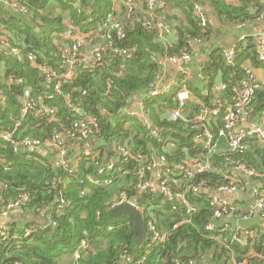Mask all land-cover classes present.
Instances as JSON below:
<instances>
[{
    "label": "trees",
    "instance_id": "16d2710c",
    "mask_svg": "<svg viewBox=\"0 0 264 264\" xmlns=\"http://www.w3.org/2000/svg\"><path fill=\"white\" fill-rule=\"evenodd\" d=\"M11 3L14 0H6ZM30 10L29 15L20 14L9 5L0 4V35L7 31L9 41L20 49L23 61L8 54L9 49L0 47V89L5 101H0V126H13L14 118L20 112L19 98L23 89H32L34 109L24 121L22 128L15 135V139L27 136L40 141L49 140L55 132L63 133L69 129L74 120L67 102L62 96L53 100L45 98V93H53V87H46L40 71L32 66L29 57L37 58V64L49 61L58 74H66L63 67V54L53 43V37L65 30L64 19L75 21L81 27H86V20L92 17L95 23L107 19L112 12V0H81L82 11L72 8L62 0H18ZM170 9L181 8L187 19L186 24L176 27L177 41L164 45L160 41L159 31L145 29L141 24V16L145 11V0H133L142 7L140 17L129 16L125 5L121 6L122 33L112 32L114 45L130 50L128 58L117 57L111 50L102 53V62L94 70L79 69L78 75L72 80H66L62 85V93L72 101L81 100L84 111L96 119L94 123L96 134L95 152L101 155L96 163L92 157L84 158L79 164L74 177L68 178L67 170L56 166L55 154L43 155L38 152H14L10 144L0 139V185L3 186L1 198L4 203L15 199L21 194L30 198L26 210V222L12 223L6 226L9 230L0 228V264H74L67 262L81 246L83 241L88 248L83 252L78 264H120L121 255L127 251L130 255L139 254L143 248L137 246L138 231L129 216H114L109 210V204L123 192L129 199H135L141 205L155 202L156 210L148 213L158 222L167 237L162 244L160 253H154L147 264L156 262V255L165 260L163 264H172L173 260H193L195 264H264V228L257 226L248 229V245L243 248L233 241L241 234L236 230L232 220H214L213 209L208 205V195H193L187 191L189 187L205 181L211 190L227 183V180L217 171H209L187 182L183 178H176L185 184L183 189L186 197L194 202L198 210L188 213L179 201H169L161 194L156 197L148 191L139 192L136 185L140 180L137 172L141 165H148L146 158H153L154 154H164L159 143L150 138L148 128L137 118L127 114L131 103L140 94H147L156 76L163 70L159 65L160 58L170 56L194 55L189 41L197 40L204 44L207 51V61L203 64V73L210 94L203 96L201 90H193L206 106L213 107L212 89L218 79L223 80L224 89L218 96L224 102H232L235 97V86L247 82L253 86L249 106L257 116L264 113V85L252 80L248 73L247 64L264 69V63L259 61L258 44L254 37L244 41L240 38L233 44L238 50L235 65H227L223 59L224 53L232 48H218L213 43L215 33L225 26L229 32L235 27L260 20L264 12V0H239V5L229 4L226 0H198L206 4L209 9V24L202 28L193 15V4L187 0H167ZM173 7V8H172ZM60 9L61 12H57ZM167 11H158L163 21L170 19ZM39 28L40 31H37ZM113 45V46H114ZM5 65V69L2 67ZM12 78L23 79L25 86L12 83ZM182 78V76H180ZM12 83V84H11ZM111 83V87L108 84ZM83 91L87 95L82 96ZM42 102V103H41ZM172 94L159 98H145L143 105L150 113L151 120L156 127L171 131L176 136V146L169 154L172 162L180 163L185 159H196L202 153L195 140L201 136L200 131L192 130L189 124L178 121L170 122L165 118L167 109L175 107ZM192 111H197L199 105L189 104ZM56 109V121L50 123L46 112L41 107ZM39 110H42L40 113ZM222 114L210 124V129L218 140V151L212 154V160L218 167H224L226 159L243 162L247 168L257 171L259 176L252 179V183L261 186L264 194V144L256 138L244 139L232 148L235 143L232 134L220 136L226 121ZM13 117V118H12ZM129 121V124L126 122ZM122 140L129 144L133 153H142L145 160L142 164L130 161L125 164L124 177L113 176L115 183L111 188L95 187L90 193H84L86 187L81 181L87 177H101L99 171L106 167L108 161L114 157L110 149L115 141ZM54 155V156H53ZM71 160H74L72 158ZM121 166V165H119ZM150 173L147 174L149 176ZM107 175L104 176L106 178ZM174 190L177 187L174 186ZM178 192V191H177ZM64 198L68 205L62 210L57 200ZM244 207L249 202L239 201ZM61 209V210H60ZM248 209H237L235 215L254 216ZM256 215V214H255ZM264 219V212L257 214ZM50 217L57 226H47ZM36 218H42L39 222ZM217 224L225 229L223 233L208 232L209 223ZM42 223V224H40ZM36 226L35 231L26 236L24 226ZM175 226L178 228L175 229ZM16 234L18 237L15 238Z\"/></svg>",
    "mask_w": 264,
    "mask_h": 264
},
{
    "label": "built area",
    "instance_id": "2783aa9c",
    "mask_svg": "<svg viewBox=\"0 0 264 264\" xmlns=\"http://www.w3.org/2000/svg\"><path fill=\"white\" fill-rule=\"evenodd\" d=\"M68 3L72 8H76L78 11H82L81 0H62ZM193 4L192 10L193 15L200 23L202 28H206L209 24V17L207 15L205 7L198 0H187ZM4 5H9L13 10L20 14L29 15L30 10L21 4L18 0H14L8 3L6 0H0ZM113 9L108 14L107 19L95 23L92 17L86 20V27H81L75 21L71 19L66 30L56 34L53 37V43L59 47L63 54V67L67 69L66 74H58L49 61L44 60L43 63L37 64V58L29 57L32 62V66L40 71L41 78H43L46 87H53V93H45V98L53 100L56 96H62L67 102V108L69 112L77 117L72 123V127L63 130V133L55 132L53 136L47 141H40L33 139L30 136L15 139L16 133L22 128L24 121L27 119L30 112L33 111L35 102L33 103L32 89L24 88L23 93L19 98L20 101V112L18 116L14 118L15 124L11 127L0 126V139L11 145L14 152H38L43 155L55 154L54 158L56 166L62 167L67 170L68 178L74 177L79 171H76L79 164L84 158L92 157L94 163L97 162L100 151H93L96 143L97 129H95L94 123L96 119L91 117L84 111V105L82 101H72L69 96H64L62 93V85L66 80H72L75 78L79 69L94 70L96 66H99L102 62V53L111 50L117 57L128 58L130 50L120 48L114 45L112 32L118 31L122 33L123 25L121 18H118V10L121 11L122 4L125 5L129 16L140 17L142 7L138 4L133 3V0H112ZM145 11L141 16V24L145 29L152 30L156 29L159 31V37L164 31L163 28H167L168 24L161 22L162 17L158 11H167L171 4L167 0H146ZM167 9V10H166ZM170 13V11H167ZM166 12V13H167ZM147 14L146 16H144ZM264 21V12L260 18V21ZM163 21V20H162ZM9 33L3 31L0 35V45L4 48L9 49L8 54L14 55L13 57L23 61L20 55V49L12 45L9 41ZM256 39L258 44L257 52L259 54V61L264 63V33L252 36ZM247 36H241L240 40L244 41ZM189 44L191 48L195 49L197 44H201L200 41L190 40ZM92 47L90 53L85 55L83 48L86 46ZM114 45V46H113ZM238 50L233 47L231 50L224 53L223 59L227 65H235L238 59ZM193 56L190 54H184L183 56H170L160 58L158 63L162 66L163 70L156 76L154 83L151 85V89L147 91V94L140 93L135 99H133V105H136L135 109L129 108L125 112L132 117L137 118L144 126L148 128V134L150 138L159 143L160 147L165 151L164 154L158 155V152L154 154L153 158H146L148 165H141L137 172V177L140 180L139 184L136 185V190L139 192L148 191L151 195L157 196L161 194L163 198H167L169 201H179L182 206L188 211V213H196L198 210L197 205L186 197L185 191H179L183 189L185 184L178 182L176 178H183L184 182L192 180L196 175L203 174L209 171H217L219 175L227 180V183L219 186L215 190H211L205 181L200 182L198 185L189 187L186 189L193 195L198 196L199 194L208 195V205L213 209L214 220H235L242 221L247 220L250 216L235 215L236 209L233 205L221 198L222 194H238L244 191L249 186V181L252 184V179L259 176L257 171L247 168L243 162L226 159L224 167H218L216 162L212 160V154L218 151V140L210 129V124L222 114L224 111V120L226 124L224 129L221 131L220 136L226 134H232L234 144L232 148L236 147L238 142L247 138H256L264 144V113L257 116L256 122H254L249 128L241 131L239 134L234 132L240 127L243 118L252 113L249 106L250 97L253 92V86L249 83L241 81L235 86V97L232 102H224L218 96V92L224 89V85L217 87V84L213 87V101L214 106H206L200 97H197L193 90L188 88L192 80L191 62ZM176 68L177 76H172V68ZM5 69V65L2 67ZM203 67L200 73L201 81L205 80L203 73ZM182 76V78H180ZM254 80V79H252ZM11 82L17 86H25L23 79L12 78ZM11 83V84H12ZM259 84V83H258ZM209 82L206 80L201 88L202 95L208 96L210 94L207 86ZM111 83L108 84L110 88ZM202 86V83H201ZM87 91H83L82 96L87 95ZM172 94L175 101V107L167 109L165 118L170 122L183 121L189 124L192 130L200 131L201 136L195 140L196 146H199L202 153L196 159H185L180 163L172 162L169 159V154L174 151L176 146V136L173 132L164 130L161 127H156L152 120L150 113L145 109L143 101L145 98H159L166 94ZM0 101H5L2 96L0 89ZM199 104L197 111H192L189 104ZM42 103V102H41ZM132 104V103H131ZM41 109L46 112V116L50 123L57 122L55 115L56 109L42 106ZM42 110H39L41 113ZM13 118V117H12ZM129 124V121L126 122ZM114 153V157L110 159L105 168L99 171L101 177L89 176L86 181H81V185L85 186L84 193H90L95 187L105 186L111 188L115 179L113 176L124 177L127 173L125 172V164L130 161L138 162L142 164L145 157L142 153L135 154L129 148V144L124 143L122 140H117L110 147ZM74 158V160H71ZM121 165V166H119ZM150 173L149 176L147 174ZM106 178H104V176ZM248 178L249 181H245L244 178ZM174 186L177 190H174ZM261 186H259L260 188ZM3 190V186L0 185V193ZM178 191V192H177ZM255 206L250 211L251 215L254 213L264 212V194L259 192L255 199ZM30 203V198L21 194L15 199H9L8 202L4 203L0 194V217L10 218L15 213L22 215L26 214V210ZM59 208H66L68 202L64 198L57 200ZM125 205H131L139 211L145 221L147 227V238L146 241L141 244V252L139 254L130 255L125 251L119 261L120 264H147L154 253L161 250L162 244L165 243L167 234L161 230L158 222L148 213V208L151 211L156 210L155 202H151L147 205H141L135 199H129L123 192L119 193L115 199L109 204V210H116ZM61 210V209H60ZM47 226H57L50 217ZM43 223V222H42ZM40 223V224H42ZM215 223H209L206 226L208 232L223 233L226 230L220 229ZM178 226H175V229ZM24 234L26 236L32 234L36 226H24ZM3 231H8L6 226H3ZM237 233L241 234V237L236 236L233 241L241 245L243 248L248 245L249 232L243 231L242 228L236 225ZM9 232V231H8ZM18 237L16 234L15 238ZM140 245V246H141ZM88 243L83 241L77 251L71 256V262L78 264L83 257V252L87 250ZM156 262L163 264L165 260L162 257L156 255ZM20 264V263H16ZM172 264H195L193 260L184 261L182 259L173 260ZM239 264H247L246 262Z\"/></svg>",
    "mask_w": 264,
    "mask_h": 264
},
{
    "label": "crops",
    "instance_id": "0c3cea01",
    "mask_svg": "<svg viewBox=\"0 0 264 264\" xmlns=\"http://www.w3.org/2000/svg\"><path fill=\"white\" fill-rule=\"evenodd\" d=\"M229 4L238 6L239 5V0H226ZM206 9L207 15L209 17V12L211 11L209 9V7L206 4H203V2H200ZM1 5H4L3 3L0 2ZM145 5H146V0H145ZM146 7V6H145ZM147 8V7H146ZM173 8V7H172ZM57 12H61L60 9H57ZM118 18H120L121 16V11L119 12L118 10ZM168 13V12H167ZM170 14V19L167 21H162V23L164 24H168L167 28H163L164 31L162 32L161 36H160V41L162 42V44L167 45V44H172L175 43L177 41V30L176 27L181 26L182 24H186L187 19L184 15L183 9L181 8H176L174 7L173 9H170V13H168V15ZM147 14H145L144 16H146ZM210 19V18H209ZM64 24H65V30L68 27V24L71 22V19L65 18L64 19ZM219 29V34L215 33L214 34V38H213V43L216 47L218 48H227L230 49L232 48L233 44L238 40V38H240L241 36H247V37H252V36H256L259 34L264 33V21H254V22H249L247 24H242L238 27H235L233 29L232 32H229L228 29H226L225 26H222ZM37 31H40L39 28L37 29ZM221 40V41H220ZM220 41V42H219ZM1 48L5 49L4 46H1ZM92 47H90L89 45L83 48V52L85 55H88L90 53ZM207 48L204 49V44L202 46H196L194 49V55H193V60L191 62V71L193 73L192 75V80L190 82L192 88L194 90H201V88H199V86L201 85L202 81L200 79V73H201V69L203 67V64L207 61ZM248 69V73L250 74L251 78L254 79V81H256L257 83L264 85V69L263 68H258L253 66L252 63H248L247 67ZM172 76H177L178 74L176 72H178L176 70V68H172ZM223 85V80L221 78L218 79L217 82V87H221ZM134 102V101H133ZM133 102L131 104V109H135L136 105H133ZM197 105H199L196 101ZM252 113L246 115L243 118V121L240 125V127L234 132L235 134H239L241 131L246 130L247 128H249L254 122H256L257 119V115H255L254 117L251 115ZM245 181H249L248 178H244ZM261 188V187H260ZM259 188V186L255 185V184H251V182L249 181V186H247V188L242 191L239 192L238 194H222L220 197L223 198L224 200L230 202L233 207L237 210V209H242L245 211V213H247L248 209H253L255 206V199L257 194L261 191ZM246 201L249 202L250 206L248 208L244 207V205L241 204V202L239 203V201ZM256 214V215H255ZM254 216L250 217L247 220H240V221H235L232 220L234 225H238L242 228L243 231H247L248 229L257 227V226H262L264 228V219H261L260 217L257 216L258 213H255ZM12 217H14V221L13 223H25L26 222V217L25 215L19 214V213H15L14 215H12ZM39 222H43L44 220L42 218H36ZM24 225V224H23ZM5 226H8L7 224ZM3 228V227H0ZM65 260L67 262H69L71 259H69V257H66Z\"/></svg>",
    "mask_w": 264,
    "mask_h": 264
},
{
    "label": "water",
    "instance_id": "95a60500",
    "mask_svg": "<svg viewBox=\"0 0 264 264\" xmlns=\"http://www.w3.org/2000/svg\"><path fill=\"white\" fill-rule=\"evenodd\" d=\"M253 117L256 115L255 112H252L251 114ZM207 192H205L206 194ZM114 216H129L133 222L134 225L138 231V240H137V246H140L146 241L147 238V227L145 224V221L143 219L142 214L136 210L135 207L131 205H125L121 208H118L112 212ZM14 221V217L10 218H1L0 217V227L7 225H11Z\"/></svg>",
    "mask_w": 264,
    "mask_h": 264
},
{
    "label": "rangeland",
    "instance_id": "374dc122",
    "mask_svg": "<svg viewBox=\"0 0 264 264\" xmlns=\"http://www.w3.org/2000/svg\"><path fill=\"white\" fill-rule=\"evenodd\" d=\"M169 11H170V10H169ZM218 34H219V33H218ZM220 41H221V40H220ZM220 41H219V42H220ZM196 46H202V44H197ZM196 46H195V47H196Z\"/></svg>",
    "mask_w": 264,
    "mask_h": 264
}]
</instances>
